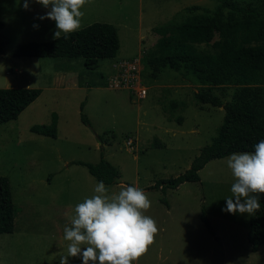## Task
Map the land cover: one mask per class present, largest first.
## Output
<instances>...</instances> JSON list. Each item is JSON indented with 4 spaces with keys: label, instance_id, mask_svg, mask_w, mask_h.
Listing matches in <instances>:
<instances>
[{
    "label": "rangeland",
    "instance_id": "rangeland-1",
    "mask_svg": "<svg viewBox=\"0 0 264 264\" xmlns=\"http://www.w3.org/2000/svg\"><path fill=\"white\" fill-rule=\"evenodd\" d=\"M219 1L88 0L82 9L83 26L112 22L121 42L113 58H101L96 68L88 69L82 58L16 55L21 43L53 38L56 23L38 19L48 9L32 0L28 10L24 0L19 5L17 0H0V88L42 89L17 118L0 124V175L10 178L18 207L14 229L0 233V264H58L68 243L63 238L65 225L75 215L76 204L93 196L100 181L86 165L73 161L97 162L102 155L121 171L117 182L105 183L110 192L128 185L150 194L151 207L145 214L156 220L159 232L148 252L133 264H264V244L253 250L248 240L249 214L222 211L235 179L227 167L232 153L210 160L198 181L166 190L151 188L157 180L189 168L225 114L223 106L198 100L196 92L210 84L187 70L164 67L158 76L149 75L144 58L160 37L155 26L182 17L191 4L213 9ZM218 38L219 33L211 43H197L198 49L218 52L213 43ZM137 56L140 79L148 89L145 98L108 83L114 60ZM212 87L227 102L237 85ZM173 100L180 104L172 107ZM53 111L59 114L55 136L31 130L34 124L50 123ZM238 152L254 151L233 153ZM202 208L211 229L201 219Z\"/></svg>",
    "mask_w": 264,
    "mask_h": 264
},
{
    "label": "trees",
    "instance_id": "trees-1",
    "mask_svg": "<svg viewBox=\"0 0 264 264\" xmlns=\"http://www.w3.org/2000/svg\"><path fill=\"white\" fill-rule=\"evenodd\" d=\"M182 17H173L155 26L160 34L156 48L144 58V68L152 77L158 76L164 67L185 69L208 89L196 92L203 103L223 106V122L211 141L201 146L193 157L191 166L177 176L161 178L151 188H176L185 181L201 179L200 170L212 159L223 158L237 151H254V145L264 139V0H220L210 9L200 4L186 7ZM4 26L1 20L0 28ZM213 43L218 52H202L197 43ZM118 27L107 21H94L80 30L61 35L59 40H32L18 45L16 55L82 58L88 69H94L101 58H113L120 48ZM0 40V53L3 52ZM102 75V73H100ZM237 85L231 99L224 102L212 85ZM42 92L39 87L7 86L0 88V124L15 119L21 111ZM180 104L173 100L172 107ZM85 101L81 107L84 108ZM59 114L52 112L50 123L32 125V131L55 136ZM82 119L90 120L85 112ZM179 122L183 116H177ZM84 164L104 183L117 182L120 169L103 155L97 162L73 161ZM11 180L0 175V233L14 229L18 207L14 203ZM261 207L249 215L248 240L253 250L264 244V196ZM201 219L211 229L205 209Z\"/></svg>",
    "mask_w": 264,
    "mask_h": 264
},
{
    "label": "clouds",
    "instance_id": "clouds-1",
    "mask_svg": "<svg viewBox=\"0 0 264 264\" xmlns=\"http://www.w3.org/2000/svg\"><path fill=\"white\" fill-rule=\"evenodd\" d=\"M32 2L48 9L38 19L55 21L54 39L59 40L62 33L66 38L83 27L82 9L88 0ZM29 3L30 0H24L26 10ZM253 147L254 152L232 153L227 157V167L235 179L224 212L254 215L260 210L264 196V139ZM94 193L76 204L75 215L65 225L63 238L68 243L66 254L59 253L58 264H71L76 259L82 264H133L148 252L159 232L156 220L145 214L151 207L150 194L128 185L110 192L103 181L95 185Z\"/></svg>",
    "mask_w": 264,
    "mask_h": 264
},
{
    "label": "built area",
    "instance_id": "built-area-1",
    "mask_svg": "<svg viewBox=\"0 0 264 264\" xmlns=\"http://www.w3.org/2000/svg\"><path fill=\"white\" fill-rule=\"evenodd\" d=\"M140 64L141 59L138 56L114 60L108 83L115 87L126 86L135 90L138 98H145L148 89L140 79ZM127 143H131V138H128Z\"/></svg>",
    "mask_w": 264,
    "mask_h": 264
}]
</instances>
